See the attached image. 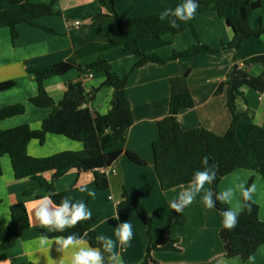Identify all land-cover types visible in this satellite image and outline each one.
Here are the masks:
<instances>
[{
    "label": "crops",
    "instance_id": "obj_1",
    "mask_svg": "<svg viewBox=\"0 0 264 264\" xmlns=\"http://www.w3.org/2000/svg\"><path fill=\"white\" fill-rule=\"evenodd\" d=\"M100 1L30 0L36 5L53 4L56 14L36 19L33 25H19V37L15 44L11 40L5 13L13 12L27 19H31L32 15L24 13L19 5L10 2L0 4V85L16 82L15 87L10 90L0 89V110L16 105L25 107L24 114L0 120V131L25 125L39 130L43 120L52 112L51 109L37 108L31 102L38 96V84L36 77L28 72L29 68L44 69L65 63L76 51L88 44H108L119 34V27L111 21L102 24L91 22L94 16L104 12ZM184 2L185 0H115V9L127 20H132L140 16L160 14L166 8L174 9ZM250 25L254 30L264 28V0H258L254 7ZM195 31L199 43L212 52L200 53L194 58L174 60L164 65L150 63L135 70L133 68L138 59L133 52L117 50L104 55L114 73L120 77L129 76L126 94L132 108L133 124L128 131L124 153L105 172L109 180V187L105 190L95 185L94 172L79 173L76 169L53 183L55 191L65 193L70 201L86 204L96 218L92 230L116 241L114 251L118 254L120 264H142L145 261L148 248L158 239L167 221L171 210L169 202L177 199L182 191L189 188L186 185L168 191L162 190L154 168L152 144L159 135L158 123L170 113L172 79L189 70L187 83L195 105L178 115L183 129L189 131L203 127L223 136L230 128L233 116L228 105L227 87L218 94L219 86L229 80L236 65L245 68L250 77H257L264 71L260 65L245 63L254 57L264 56V35L246 40L237 51L230 49L228 46L234 38V32L224 19L217 18L215 12L199 17ZM195 43L192 31L188 30L172 41H142L140 50L145 54L168 58L175 51H185ZM80 78L84 79L87 93L99 88L105 80L103 74L94 71L81 74L78 69L73 68L45 80L44 87L59 105L64 99L69 82H76ZM86 106L94 114H107L113 108V89L102 87L96 93L94 101ZM236 110L241 114L236 125V134L239 141L243 142L253 125L264 127V95L252 89H244V96L236 101ZM83 150V142L52 134L46 136L44 143L32 140L28 145V154L34 158ZM127 151L139 155L146 165L132 163L126 155ZM1 167L0 245L11 222L13 205H26L31 227L21 233L12 249L0 253V264H71L74 249L59 251V246L54 242L55 238H49L52 243L44 247L38 243L43 231L50 229L42 227L34 220L33 209L35 201L49 195L48 192L36 181L16 179L8 156L1 159ZM45 177L51 180L52 173ZM251 179L257 186L253 200L260 207V220L264 221V179L260 174L252 170H235L221 180L218 189L219 192L227 188L236 189L240 183L247 186ZM124 190L139 201L149 216L153 214L156 217L154 213L161 210L159 222L151 226V235L147 234V229L150 228L147 221L138 215L132 205L123 201ZM205 190L212 191L211 184H206ZM90 192L94 196L89 195ZM202 196L203 192L196 196L191 206L184 208L179 222H172L163 236L160 249L151 252L152 261L149 264H264V245L247 261L240 257H225L220 237L222 217L220 219L217 216L218 210L215 207L207 209L204 206ZM237 204L243 211V197L239 190L235 191L234 199L227 205L235 208ZM178 216L179 213L176 217ZM125 221L133 227V238L128 245L122 246L115 232L116 226ZM135 232L146 240L137 243ZM172 244L176 249H167ZM104 256L105 264H115L110 259L111 254L104 253Z\"/></svg>",
    "mask_w": 264,
    "mask_h": 264
},
{
    "label": "trees",
    "instance_id": "obj_2",
    "mask_svg": "<svg viewBox=\"0 0 264 264\" xmlns=\"http://www.w3.org/2000/svg\"><path fill=\"white\" fill-rule=\"evenodd\" d=\"M10 2L19 5L24 13L32 15L31 19L13 12H6L12 43L18 40L17 27L22 23L34 24L36 19L56 14L51 5H36L30 0H0V4ZM199 4L194 19L188 22L177 21L178 28L170 27L168 20L161 21L159 14L136 17L127 20L124 15L115 9V0H101L100 5L104 12L94 16L93 24H102L111 21L119 27V34L108 44L91 43L76 51L65 63L44 69L29 68L28 72L36 77L38 96L31 102L40 109H51L49 117L43 120L41 129L33 130L29 126H19L13 129L0 131V176L2 175L1 159L8 156L11 160L15 178L18 180L31 179L45 189L55 204H60L62 198H67L65 193H58L53 187L54 180L63 177L72 169L79 173L94 172L95 185L99 189H107L109 180L105 174L124 153L128 131L133 124V114L126 94L129 76L120 77L114 73L104 55L117 50L133 52L137 62L133 70L153 63L164 65L168 62L194 58L200 53H209L208 49L199 43L196 25L199 17L215 12L217 18L224 19L233 30L234 38L229 43V48L239 50L248 39L264 35V28L254 30L250 25V17L258 0H196ZM55 3V2H54ZM46 29V28H45ZM48 30V29H47ZM192 31L196 40L195 45L189 49L177 52L170 57L163 58L158 55L142 53L140 43L147 40L165 39L173 40L185 31ZM53 32L52 30H49ZM246 65L256 64L264 68V56L254 57L245 62ZM76 68L82 74L94 71L103 74L104 82L99 88L87 93L84 79L69 82L63 101L57 105L47 93L45 80L63 74L69 69ZM187 69L181 76L172 79L171 100L169 116L158 123L159 135L152 144L154 155V168L162 190L168 191L177 187L190 185L194 173L203 170L201 160L209 157V165L217 166L216 179L211 183L212 192L219 193L221 180L238 169L252 170L264 179V127L253 125L243 142L238 140L236 125L241 114L236 110V101L244 96V89H252L264 95V71L257 77H250L245 68L238 65L230 74L229 80L222 83L217 93L224 92L227 87L228 105L232 112L233 120L228 132L217 135L203 127L195 130H184L178 121V115L185 110L192 109L195 105L189 90ZM16 82H6L0 85L2 91L15 87ZM113 89V108L107 114H94L85 105L94 101L96 93L102 88ZM85 98L83 101L82 99ZM25 113L23 105H16L0 110V120L22 115ZM48 134L62 136L73 141L84 143L81 152H62L45 158H34L28 154V145L32 140L44 143ZM126 155L138 166H145L146 162L137 154L127 151ZM52 173V179L45 175ZM253 184L251 179L247 186ZM30 193H27V195ZM123 201L132 205L138 215L144 218L149 227L153 224V216L140 205L139 201L127 191L122 193ZM72 202V201H71ZM244 202V210L239 216L237 226L233 230L222 227L220 237L223 243L225 257H240L243 261L250 259L264 245V221L259 218L260 207L253 200ZM75 203V202H72ZM251 206V210L247 205ZM229 206L216 202L215 209L222 213ZM177 215L173 211L168 221L160 231L158 239L148 248L147 257L142 264L152 261L151 252L160 249L161 241L166 231L171 227L173 218ZM96 218L81 221L76 227L65 232L43 231L48 238L67 236L72 233L83 235L84 239L95 248H101L97 242V233L92 230ZM31 227L27 207L23 203L11 207V222L0 253L12 249L20 239L21 233ZM167 249H176L173 244ZM102 250V249H101ZM103 251V250H102Z\"/></svg>",
    "mask_w": 264,
    "mask_h": 264
},
{
    "label": "clouds",
    "instance_id": "obj_3",
    "mask_svg": "<svg viewBox=\"0 0 264 264\" xmlns=\"http://www.w3.org/2000/svg\"><path fill=\"white\" fill-rule=\"evenodd\" d=\"M198 8L199 4L196 0H185L184 3L177 5L174 9L166 8L159 14V19L161 21L167 19L170 27L178 28L179 24L177 21L188 22L194 19ZM201 163L204 166L203 170H197L194 173L189 188L182 191L177 199L169 202L173 211L176 213L182 212L184 208L193 203L196 196L201 192H203L202 203L207 209L214 208L217 201L222 204H231L236 190H239L245 202L252 200L253 194L257 190V186L254 183L249 186L240 183L236 186V189L227 188L215 194L210 190L206 191L205 185L211 184L216 179L217 166L215 164L209 165L208 156H204ZM89 195L94 196V193L90 192ZM247 206L250 211V204ZM241 211L242 208L239 204L235 208L228 207L225 209L222 213L223 228L230 231L233 230L238 224ZM33 215L34 220L42 227L56 232H65L67 229L76 227L81 221L92 218V213L88 210L85 203H72L65 197L57 205L51 199V195L43 196L35 201ZM115 235L120 245H128L133 238L132 225L127 221L120 223L116 226ZM85 236H87V232L83 235L72 233L67 236L56 237L54 242L59 246L58 250L61 252L74 249L71 254V264H105L104 253L111 254L110 259L115 264H120L118 254L114 251L116 247L115 240L103 235H97L96 240L101 245V248H95L88 245L84 239ZM38 243L41 247H44L52 243V241L46 235H41Z\"/></svg>",
    "mask_w": 264,
    "mask_h": 264
},
{
    "label": "rangeland",
    "instance_id": "obj_4",
    "mask_svg": "<svg viewBox=\"0 0 264 264\" xmlns=\"http://www.w3.org/2000/svg\"><path fill=\"white\" fill-rule=\"evenodd\" d=\"M239 140V139H238ZM244 203V202H243ZM192 205V204H191ZM191 205H189V206H191ZM188 206V207H189ZM160 212H161V210H157V213H154L155 215H156V217L155 216H153V214H151V216H153V217H155L154 219H153V223H158L159 222V219H160ZM173 212V210L171 209L170 210V212L168 213V215H167V221H168V218H169V216H170V214ZM183 212H184V210L182 211V212H180L179 213V216L178 217H174L173 218V220H172V222L173 221H176V222H179L180 220H181V218H182V214H183ZM178 214V213H177ZM217 216L220 218V216H221V213L220 212H218L217 211ZM166 217V216H165ZM177 218V219H176ZM144 219V218H143ZM176 219V220H175ZM221 219V218H220ZM166 221V222H167ZM145 222V221H144ZM148 226H149V224L148 223H146ZM153 225V224H152ZM135 234L137 235V240H136V242L138 243L139 241H144V240H146V238L145 237H142V236H139L138 234H137V232H135ZM147 234L148 235H151V228H148L147 229ZM247 261V260H246Z\"/></svg>",
    "mask_w": 264,
    "mask_h": 264
},
{
    "label": "water",
    "instance_id": "obj_5",
    "mask_svg": "<svg viewBox=\"0 0 264 264\" xmlns=\"http://www.w3.org/2000/svg\"><path fill=\"white\" fill-rule=\"evenodd\" d=\"M234 71V68L232 69V72ZM83 101L85 100V98L82 99Z\"/></svg>",
    "mask_w": 264,
    "mask_h": 264
},
{
    "label": "built area",
    "instance_id": "obj_6",
    "mask_svg": "<svg viewBox=\"0 0 264 264\" xmlns=\"http://www.w3.org/2000/svg\"><path fill=\"white\" fill-rule=\"evenodd\" d=\"M84 108H87V106L85 105Z\"/></svg>",
    "mask_w": 264,
    "mask_h": 264
}]
</instances>
